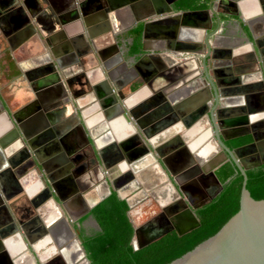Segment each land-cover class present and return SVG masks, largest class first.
Returning <instances> with one entry per match:
<instances>
[{
    "label": "crops",
    "instance_id": "0c3cea01",
    "mask_svg": "<svg viewBox=\"0 0 264 264\" xmlns=\"http://www.w3.org/2000/svg\"><path fill=\"white\" fill-rule=\"evenodd\" d=\"M172 1L0 0V141L14 128L30 155L29 160L45 164L48 174L60 177V166L51 160L64 155L70 168L69 179H92L86 147L90 141H95V148L99 150L107 141L114 140L111 133L114 120L108 125L103 119L105 107H100L99 101L104 105L106 97L112 93L118 102L127 100L131 95L130 81L135 78L143 82V89L127 102L135 106L145 100L152 101L153 112L161 108L162 103L166 106V113L159 109L156 117L143 123L141 128L129 119L132 129L138 133L157 126L151 137H141L153 145L165 140L178 142L175 137L181 135L180 127L175 129L171 120L165 121L163 117L173 106L184 102L191 109L181 105L183 119L190 120L194 109L203 107V113L195 116L210 115L216 124L217 112L246 109L248 100L251 115H260L264 88L258 86L255 60L258 58L264 68V26L256 22L261 12L258 0H209L204 8L190 10L195 13L185 16L170 4ZM73 10L75 18L70 17ZM133 21L137 22L129 28ZM137 27H140L138 52L127 54L131 31ZM51 65L54 72L49 71ZM215 68L222 72L221 77L211 74ZM61 70H65L63 74L67 78ZM81 72L86 84L96 87V95L91 90L85 95L74 92L79 89L75 80ZM143 73H147L146 77ZM159 73L190 78L170 88L171 84L165 82L167 78L155 80ZM230 74L240 79L249 75L245 82L231 84L227 82ZM217 78L227 83L216 86ZM66 80H71V91ZM262 81L264 83V69ZM232 86L240 91L230 92ZM87 119H93L91 126L86 124ZM101 122L104 126L98 128ZM118 124L124 129L123 122ZM193 124L191 121L188 127L194 128ZM205 128L206 124L199 126L197 135ZM100 132L109 140L100 137ZM123 133L114 134L121 138ZM13 142L0 145V228L8 235L2 251L5 260L13 261L21 255L11 230L15 228L20 237L27 238L31 244L28 256H20L19 264H57L58 258L65 264H80V244L74 238L71 222L82 216L79 208L83 200L72 198L67 204L55 200V205L39 201L48 183L47 175L35 169L43 184L38 188L34 176H24L25 172L10 169L7 160L12 157ZM207 144L208 140L203 141L196 150ZM178 147L176 143L168 152ZM144 160L137 173L143 172L144 176L168 173L156 154L154 161ZM156 163L162 166L163 172ZM30 169L24 168L25 171ZM123 171L126 170L123 168ZM110 172L113 176L119 174L115 167H111ZM55 183V196L71 197L69 191L73 186L65 187L71 185L69 182ZM50 212L54 217L47 223L45 217ZM33 220L37 221L33 223ZM47 226V234H42L41 228Z\"/></svg>",
    "mask_w": 264,
    "mask_h": 264
},
{
    "label": "water",
    "instance_id": "95a60500",
    "mask_svg": "<svg viewBox=\"0 0 264 264\" xmlns=\"http://www.w3.org/2000/svg\"><path fill=\"white\" fill-rule=\"evenodd\" d=\"M158 1L160 2L161 0ZM178 1L179 0H173L172 2H170V4L174 6V4ZM258 2L261 4V10H260L261 12L257 16L258 20L256 22H259L264 26V3H263L264 0H258ZM177 12L181 13L183 16L187 14L195 13L194 11H190V10L188 11L177 10ZM75 14L76 12H74L73 10V13L70 17L75 18ZM135 22L137 21H133L132 23H130V25H128V27L130 28L132 25L135 24ZM259 55H261L260 52ZM253 56L254 59H256L255 53L253 54ZM257 59L255 60V65L256 68H258L257 69L258 71L256 72L259 75L257 77L260 80V84L258 86L263 89L264 83L262 81V72L264 68L263 66L260 65V63H258ZM261 62L263 63L262 59ZM48 68L50 72H54L53 65L49 66ZM42 69L44 70V68ZM61 73L65 78L66 76L65 74H63L62 70ZM248 75L241 77V79L240 76L236 75L235 76L236 81L234 80V82L236 84L240 83L241 80L245 82L246 79L248 78L247 77ZM159 78H167L165 79L166 80L165 82L167 84H171L168 87L174 88L180 86L182 83H184V80H187L190 77H185L181 74H175V76L168 77V75L163 76L162 73H159L156 75L155 80H158ZM54 81L57 82V80ZM226 83L227 82L226 81L223 82V80L218 81L216 79L215 81L216 86ZM66 85L67 88L71 91L70 81L66 80ZM212 88H214L213 85ZM142 89L143 88L141 87L135 90L133 93H131L129 97H127V100L136 97L137 94L140 91H142ZM90 90L94 95L98 93L95 92L96 87H89V85L87 84V92H89ZM81 94L83 95V93ZM127 100L125 101L122 100L121 102L126 109L125 112H121L122 110L120 109L118 110V112L115 111L110 115L109 112L104 110L102 112L103 119H105L108 125L112 120H117L118 122L121 121V123L123 122L124 124H122V126H124V129L128 131L129 134H132L133 137L135 138L137 137L139 142H141L139 136L137 134L136 135L133 134L132 125L129 118L126 115V112L129 113L131 120H134L135 123H138V121H136V118H140L142 113L134 114V109L136 107L132 108L133 103H129L127 102ZM171 101L172 100H169V102ZM103 103L104 102L102 100L99 101L100 107L103 106ZM181 105L190 108L188 106L189 104L187 105V102H184L178 105L177 107L173 106L171 112L165 117H163L165 121L167 120V118L171 120L170 124H173L172 127L174 128H176V126L178 128L180 127L179 131L182 133L180 136L175 137L176 140L178 139L179 147L173 150L172 152H167V154L163 156L161 155L162 153H160L159 150L163 147H167L170 143V141L165 140L164 142L163 141L160 142L161 144L158 143L159 145L151 146L150 150H152L157 155V157L161 162V165L164 166L168 174L173 177L174 183L178 188V192L181 193L183 200L180 198V196H177L176 197L177 205L174 204L172 205V201H161V203L159 204L160 212L157 215H155L152 219H150L149 221L145 222L140 226H136L133 224V221L131 220V214L135 210L134 208L135 206H137V203L142 199H146L148 193L146 190H140L134 193V191H132L133 188L132 189L130 188L132 187L133 183L132 184L128 183V185L123 188V186H125L126 183L120 186H116L115 182L117 180L123 179L124 176L126 175V173L123 172V169H121V167H123L124 170H126L125 172H127V175L129 176L132 175L131 170L129 171V169L134 170L135 174L137 173V171L139 170L137 169L138 161L141 158L142 160L145 159L146 155L149 156L151 155V153L147 151V149L145 148L146 151L144 153L142 152L143 156H141L140 154L141 156V157L139 156L140 158H137L138 157L137 156L130 160L126 159L125 161H122L119 165H117L119 170V174L117 176L112 175L109 167L103 166L104 172L99 168H97V172L100 179L99 180L100 186L103 188L104 193L102 195H99L92 203L88 205V207L83 211L82 216L88 214L93 206H95L97 203H99L104 198H106L111 192H113L115 193L116 197L119 200H123L127 206L126 216L128 217L129 222L132 225V229H133L132 238L130 240V246L132 250H137L147 245L149 242L157 239L158 237L162 236L168 231H174L179 236L184 235L199 226V221L196 218L193 210H195L197 207L206 204V202H202L198 206L193 204L189 196L184 193V190L193 189V191H195L196 189H199L201 187L200 184L202 183V181H204L205 179H211L212 182L217 186L219 192L222 187L217 181L215 171L220 166H222L226 161L231 160L233 165L236 167V169L242 176V185H241L239 203L222 221H219L205 228L190 233L188 236L182 239L169 251L162 254L151 264H264V187L252 193H249L248 190L246 189V181H247L246 171L254 167L256 163L250 164L249 162L250 157L241 158L239 154L240 149L231 151L224 144V141L234 139L238 137V135L229 136L227 134H224L222 130H220V134L218 132L219 131L218 124H220V122L225 123L227 126L226 128L232 126L234 127L236 124H238L237 121L240 120V119L235 120V117H240V115L242 116L243 119L241 120L242 122H239V124L241 125L248 124L252 127V126L264 124V111H261L262 113H260V115L252 116L244 111V107H240L237 109L239 113H236V111H233V109H229L226 111L223 110L221 113L219 112L218 114H216L217 123H218V124L216 123L217 124L216 126V124L214 123V118H212L210 115L205 118H203L204 116L202 117L199 114L195 116L197 113H200L201 108L203 107L194 109V113L192 112V114L190 115V120H188L187 117L186 119H183L181 117V114L183 113V110H181L183 109V107ZM197 106L198 105H196V107ZM144 112H148V110L146 109ZM195 118H197L196 120H198V122L195 120ZM224 119H226L225 122L223 121ZM191 121L194 122L193 124L194 126L200 125L201 127H203V124H206V128L203 131L199 130L198 135L197 132H194L191 135L186 134L188 131L191 130V126L188 127V123H190ZM208 122L212 123V127L208 125ZM138 127L141 128L142 126L140 125ZM220 129L222 128L220 127ZM112 131L111 133L114 140L119 144V146H122V144L124 143V139L126 137L124 136L118 138L113 133L114 131L113 132ZM143 134L145 135V132H142V135ZM200 134H204L203 141L208 140L207 145H209L208 146L209 148L196 150V147L203 141H200L194 146L191 145V142L196 140L200 136ZM251 136L253 139V144L255 146L260 147L262 145V142H260L259 139L256 138L255 134L252 133ZM2 138L3 139L0 141V145H3L9 142L10 140L14 141L13 142L14 144L12 143V146H10L12 157L7 160L8 167L14 171L15 170L20 171L21 169L24 168L25 164H28L31 167L28 175L30 177H31L30 174L34 176L33 177L34 182L36 185L38 184V188L42 187L43 184H41L40 176L36 175L35 169L39 168V170L44 171V174L47 175L48 183L47 185H45L46 187L44 186L43 188L44 195L42 201L47 202L48 205H55V200L53 198V196L56 195L54 190V185L56 184L55 182H64L65 180L69 179L70 176L69 175L70 171L66 168V164L68 163V161L65 158V156L59 155L51 160V162H55L54 164L57 167L60 166L58 167L59 168L58 175L60 177L56 178L55 175L48 174L46 172L45 164L39 162L38 160L36 161V159L35 160L33 159V161L29 160L30 155L27 152V150L23 147V142L19 138V133L14 128L13 129L11 128V130ZM24 140L26 141V139ZM112 146L115 149V146L114 145ZM251 146L253 145L251 144ZM243 149H248V148L243 147L241 150ZM200 151H203L205 153H201ZM178 153L182 154L184 159L181 162L177 163L173 169H170L166 164L165 159H169V157L171 158L172 156ZM59 159L60 161L57 164V160ZM61 163L64 165H62ZM156 165L162 170V166H160L157 163ZM21 172H26V171L24 170ZM16 174L19 176V173H17V171ZM126 181L127 180H125L124 182ZM19 182H21V180ZM167 187L171 188L173 192L175 193L177 192L175 188L172 186V184H167ZM122 191H126L127 193L123 194ZM161 192H162V188H160L159 192L157 191V193H161ZM70 194L71 197H68V195L65 198L60 196H55V197L61 203H63L64 200L69 201L72 198L83 199L80 196V194L77 193L75 187H73V189L70 191ZM136 195H138L140 200L139 199L133 200V197ZM214 196L215 194L211 195L209 199L208 198L207 199L211 200ZM36 221L37 220H33V223ZM86 221L90 222L94 226L97 232L100 230L95 220L90 214L87 215ZM156 222H160V224H165L168 226L161 231L159 230L155 232L153 226L154 223ZM12 229L14 233V238L16 239L15 242L20 247V254H21L20 256L21 257L28 256L29 251L27 249L28 246L31 245L30 240H28L27 238L22 239L17 229L15 228ZM41 231L43 232L42 234H47L48 226L46 227V229L41 228ZM7 237L8 235L4 234L3 229L0 228V264L1 263L3 264L4 261L6 263L8 262L7 260H5V255H3L2 253L3 245L6 243L5 240ZM77 241L79 242V244L81 243L80 240L77 239ZM79 247L82 255L80 264H89L88 260L85 257V253L81 244L79 245ZM20 256L19 258H16V260L13 261L9 260L7 264H19V261L22 259Z\"/></svg>",
    "mask_w": 264,
    "mask_h": 264
},
{
    "label": "flooded vegetation",
    "instance_id": "af4514ba",
    "mask_svg": "<svg viewBox=\"0 0 264 264\" xmlns=\"http://www.w3.org/2000/svg\"><path fill=\"white\" fill-rule=\"evenodd\" d=\"M174 7L175 8L177 7L176 4H174ZM177 10H182V9H177ZM183 11H188V10H183ZM131 39L133 40L132 36H131ZM132 40H131V42L128 45L127 54H128V52L130 50V47L132 45ZM136 54L137 53L132 54V55H136ZM64 72H65V70L63 71V73ZM221 73L222 72L220 70H217L216 68L213 69L212 72H211V74L213 76H218V77H221L220 76ZM143 74H145L144 76L146 77L147 73H143ZM77 79H78V81H77ZM82 79H83V81H82ZM84 79L85 78H84V75L82 74V72H81V74H78L76 76L75 82L78 83L79 89H77L74 92L77 95L78 94L81 95V93H83V95L87 94V84H86V81ZM138 79L139 78H135L132 81H130L131 84L128 87L130 89V91H129L130 93H133L135 90H137V89L141 88V86H143V82L141 80H138ZM235 79H236V77H233L231 75L229 77V79L227 80V82H229L231 84H234L235 83L234 82ZM217 80H218V78H217ZM221 80H222V78H219L218 81H221ZM70 83H71V80H70ZM232 87H233V90H230V92H238V91H240L239 88L234 87V86H232ZM151 102H149V100L148 101L145 100L144 102H141V104H137V105L132 107V108L136 107L134 109V114L135 113L136 114L142 113L140 118H136V121H138V123H136V124H138L139 126L143 125V123H146V122L149 123V121H151L153 116L156 117V114H158L160 112V110H162L161 113H164L166 111V106H164V104L162 103V105H160L161 108H159L160 110L158 109V110H155L153 112ZM153 103L155 104V100L153 101ZM260 104L261 105L259 107L258 112H260V109H261V111H264V102H262ZM120 105L121 106L123 105L121 103V100H120V102H118L117 98H115V94L112 93L111 96L106 97L105 104L102 107H105V108H103V110L109 112V114L111 115L115 111L118 112V110H120V109L122 110L121 112H125V110H126L125 107L122 106L123 107L122 108V107H120ZM157 106H158V104H157ZM246 106L250 107V100H248V102L246 101ZM251 106H252V104H251ZM248 107L246 109H244V111L247 114H249V115L253 114L252 111H250L252 109L248 108ZM146 109L148 110V112H144ZM203 111H204V108H201L200 113H203ZM233 111H236V113H239V111H237V110H233ZM126 114H127V117L129 119H131L129 113H126ZM217 114H218V112H217ZM224 114H226V113H224ZM102 116H103V114H102ZM143 116H145V117H143ZM167 119H168V121H170L169 118H167ZM187 119L189 120L188 117H187ZM236 119L237 120L240 119V120L237 121L238 124H236L234 127L232 126V127L226 128L227 126L223 122H220V124H218L219 125V128H218L219 134H220V130H222L224 132V134H227L229 136L238 135V137H236L234 139L224 141V144L231 151L236 150V149H240L239 150V154H240L241 158L250 157L249 158L250 159L249 160L250 164H255V163L257 164V165L255 164V166L250 168L249 170L256 169V168H259V167H264V124H260V125L251 127L248 124H243V125L239 124V122H242L241 120H243L241 115H240V117H235V120ZM235 120H233V121H235ZM223 121L225 122L226 119H224ZM208 125L212 127V123L208 122ZM103 126H104V122H101L100 125H98L97 127L98 128H102ZM156 127L157 126H154V127L152 126V127L147 128L145 136L147 135L146 136L147 138H148V136L151 137V135H153L152 133H154L157 130ZM220 127L222 129H220ZM132 132H133V134H135V135L137 134L139 136V138L141 139V142H139L137 137L136 138L133 137L132 134H129V132L126 131V132H124L125 134L123 133V137L125 136L126 138L124 139V143L122 144V146H119V144L115 140H112V139L109 140V137L107 138V135L105 137L104 133L100 132L99 136L107 138L109 140V141H107L108 143L105 144L104 147H102L99 150H97L95 148V141H90V143L86 147V149L88 150V153H89L88 154V158H89V162H88L89 166L88 167H89V173H90L89 175H90V177H93L94 179L92 178V179L87 180V178H85V179H82L80 181L79 180L77 181V180H73V178L72 179L70 178V179H67V180L64 181V183H68L69 182L71 184L68 187L65 186L66 188H69L71 186L75 187L77 193H79L80 196L83 198L82 200H83L84 203L79 208V209H81V212H83L88 207V205L90 203H92L99 195H102L104 193L103 188L100 186V182H99L100 179H99V175H98V172H97V168H99L103 172H104L103 166H106V167H109V168L115 167V168L118 169L117 165H119L122 161H125L126 159L130 160V159L135 158L137 156H138L137 158H140L141 156H143V153L146 151V149H147V151H149L151 153V155L150 156L146 155L145 159L146 160L149 159L151 161L155 160V153L152 150H150L151 146H155V145H153V143H151L150 141H146L145 140V142H144L143 139L141 138L142 136H144V134L142 135V133L136 132L135 129H132ZM252 133L256 135V138L259 139L260 142H262V145L260 147L255 146L253 144V139H252V136H251ZM126 135H128V136H126ZM203 138H204V135H203L202 138L199 139V142L203 141ZM128 139H130V140H128ZM241 139H247V142H245L242 145L236 146V147H232L231 146V144H232V142L234 140H241ZM176 143H178V142L177 141L176 142L175 141H170V143H169V145L167 147H163V148H161L159 150L160 153H163L164 155L167 154V152L173 146H175ZM251 144L253 146H251ZM112 145L115 146V149H114V147ZM243 147H247L248 149L241 150ZM140 154H141V156H140ZM139 161H142V158ZM226 162H231V160H228ZM26 166L30 167L28 164H25L24 168ZM24 168L21 169L19 172L23 171ZM66 168L68 170L70 169L68 167V164H66ZM139 168L140 167L138 166L137 169H139ZM130 170H131V174L132 175L129 176V175H127V172L123 171L124 173H126V175L124 176L123 179L117 180L115 182V185L116 186H120V185H123L124 183H126V185L123 186V188H124V187H126L128 185V183H131V184L133 183L132 187H130V188L131 189L133 188L132 191H134V193H136L137 191H140V190H146L147 191L148 196H146V199H142L141 201H139L137 203L138 206H135V208H134L135 210L132 212L131 218H133V220L137 222L142 217L141 216V212L138 209L139 207L143 208L145 210H148L149 211L148 213H150V216H148L147 218L144 217L140 221L139 225H137V226H140V225L144 224L145 222L149 221L150 219H152L155 215H157L160 212L159 204L161 203V201H172V205L173 204L177 205L176 197L180 196V198L182 199V195H181L180 192H178V188H177L176 184L174 183L173 177L170 176L168 173L165 172L161 176L154 175V174H152V175L148 174L147 176H144L145 174L143 175V172L135 174L134 170H132V169H130ZM236 171L238 172L237 169H236ZM28 173H29V171H26L24 173V176H26ZM69 174H70V172H69ZM30 175L33 176L32 174H30ZM215 175H216V173H215ZM234 176H235V174L232 177H230L228 180H226V182H224V183H220V181L216 177L217 181L219 182V184L222 187L219 192H218L217 186L212 182L211 179H205L200 184L201 187L199 189H196L195 191H193V189L192 190L185 189L184 193L187 194L189 196L190 200L192 201V203L197 205V206L200 203H202V202H206V204H208L222 192L223 186L225 184H227ZM125 180H127V181L124 182ZM77 184H78V186H77ZM98 184H99V186H98ZM167 184H172V186L175 188V190L177 192L176 193L173 192L171 190V188L167 187ZM202 185H204V186H202ZM160 188H162V192L161 193H157V191L158 192L160 191ZM192 188H194V187H192ZM214 194H215V196L211 200H208L209 197L211 195H214ZM43 195H44V193L42 191L41 192V196L38 199L39 201L43 200ZM62 197L65 198V196H62ZM53 198H54V196H53ZM137 199L140 200L138 195L133 197V200H137ZM54 200H57L56 197H55ZM73 200H76V198H73ZM67 203H68V200H64L63 204H67ZM206 204H204V205H202L200 207H197L195 210H193L195 216H196V211L198 209L202 208L203 206H205ZM28 212H29V210H28ZM142 214H143V212H142ZM87 215H89V213L85 214L84 216H80V218H76L75 220H73L71 222V230H72V233H73L75 239L80 240L79 239L80 233L83 236H90L94 232H97L95 230L94 226L90 222L86 221ZM196 218H197V216H196ZM167 226L168 225L160 224V222H156V223H154L153 229H154L155 232H157L159 230L160 231L163 230ZM11 230H12V228H11ZM168 232H171V231H168ZM168 232H166V233H168ZM65 263L66 262L62 258H58L57 264H65Z\"/></svg>",
    "mask_w": 264,
    "mask_h": 264
},
{
    "label": "trees",
    "instance_id": "16d2710c",
    "mask_svg": "<svg viewBox=\"0 0 264 264\" xmlns=\"http://www.w3.org/2000/svg\"><path fill=\"white\" fill-rule=\"evenodd\" d=\"M208 1L179 0L175 4L177 9L194 10L204 8ZM139 35L140 27L131 31L133 40L128 54L138 52ZM245 142L247 139L234 140L231 146L236 147ZM215 173L220 183L235 176L223 186L217 197L196 211L199 221L197 228L181 236L174 231L165 233L137 250H132L130 246L133 229L126 216V203L111 192L89 211L100 230L90 236L79 235L89 264H151L190 233L222 221L239 203L242 176L231 162L224 163ZM246 176V189L249 193L264 187V167L248 170Z\"/></svg>",
    "mask_w": 264,
    "mask_h": 264
},
{
    "label": "bare ground",
    "instance_id": "6f19581e",
    "mask_svg": "<svg viewBox=\"0 0 264 264\" xmlns=\"http://www.w3.org/2000/svg\"><path fill=\"white\" fill-rule=\"evenodd\" d=\"M93 119H87L86 120V124L88 125V126H91L92 125V121ZM113 124H112V129H113V131H114V129H116L115 130V134L117 135V136H119V135H121L123 132H126V130L125 129H122V127H119L118 125V121L117 120H114L113 122H112ZM200 125H196V126H194V128H192L190 131H188L186 134H192V133H194V132H196V130L198 129V127H199ZM122 129V130H121ZM176 129V128H175ZM125 130V131H124ZM93 133V132H92ZM164 135V134H163ZM203 135L204 134H200V136L196 139V140H194V141H192L191 142V145H195V144H197V143H199V139L200 138H202L203 137ZM209 145H206V147H204V148H209L208 147ZM182 154H180V153H178V154H175L174 156H172L171 158L169 157V159H165V162H166V164L168 165V167L170 168V169H173L175 166H176V164H177V162L178 161H181V160H183L184 158H183V156H181ZM143 161L145 162V160H142V161H140V162H138L137 163V166H141L142 165V163H143ZM121 169H123V167H121ZM122 193L123 194H125V193H127L126 191H122ZM47 209H48V206H47ZM53 217H54V215H53V212H50V213H48L47 214V216L45 217V220H46V222L48 223V222H50L52 219H53ZM88 228V227H87ZM92 228V227H91Z\"/></svg>",
    "mask_w": 264,
    "mask_h": 264
},
{
    "label": "rangeland",
    "instance_id": "374dc122",
    "mask_svg": "<svg viewBox=\"0 0 264 264\" xmlns=\"http://www.w3.org/2000/svg\"><path fill=\"white\" fill-rule=\"evenodd\" d=\"M161 139H162V138L160 137L159 140H161ZM144 174H145V173H144ZM144 174H143V175H144ZM146 176H147V175H146ZM137 206H138V205H137ZM138 209H139V211L141 212V216H142V217L139 219V221L136 222V221L133 220V218H131V220L133 221V224L136 225V226L139 225L140 221H141L144 217L147 218L148 216H150V213H148V212H149L148 210H145V209L140 208V207H139ZM142 210H143V211H142ZM142 212H143V214H142ZM144 213H145V214H144ZM146 213H147V214H146ZM144 221H145V220H144Z\"/></svg>",
    "mask_w": 264,
    "mask_h": 264
}]
</instances>
